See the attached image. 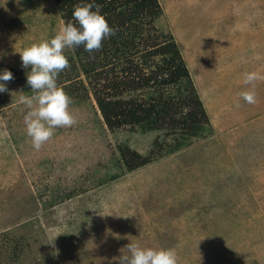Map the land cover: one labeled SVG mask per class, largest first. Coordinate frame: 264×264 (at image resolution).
I'll list each match as a JSON object with an SVG mask.
<instances>
[{
  "label": "rangeland",
  "instance_id": "1",
  "mask_svg": "<svg viewBox=\"0 0 264 264\" xmlns=\"http://www.w3.org/2000/svg\"><path fill=\"white\" fill-rule=\"evenodd\" d=\"M157 3L150 34L170 35L207 117L198 137L170 153L177 136L163 130L108 128L92 92L103 81L70 79V68L57 84L78 122L36 151L19 102L34 95L31 68L18 52L54 37L63 21L52 0H0V73L14 76L0 93V264H117L130 240L173 248L179 264H264V80L256 104L238 95L251 87L245 72L264 76V0ZM150 89L116 98L147 99ZM120 145L151 160L126 171Z\"/></svg>",
  "mask_w": 264,
  "mask_h": 264
},
{
  "label": "trees",
  "instance_id": "2",
  "mask_svg": "<svg viewBox=\"0 0 264 264\" xmlns=\"http://www.w3.org/2000/svg\"><path fill=\"white\" fill-rule=\"evenodd\" d=\"M52 1L63 25L75 23L74 5L94 3L100 5L109 26L118 29L116 35L106 38L102 48L92 54L83 46L65 51L71 65L66 73L70 79L82 73L88 85L103 81L92 92L108 128L128 125L144 132L163 130L165 137L177 136L168 144V153L187 145L204 131L206 114L173 40L170 35L159 40L157 34H150L155 29L153 21L161 12L157 0ZM145 68L150 69L145 72ZM78 82L84 90L82 80ZM166 87L173 90V95L167 93ZM140 88H152L147 99L116 98L122 90ZM117 150L126 171L151 160L150 156L140 155L126 146L120 145Z\"/></svg>",
  "mask_w": 264,
  "mask_h": 264
},
{
  "label": "clouds",
  "instance_id": "3",
  "mask_svg": "<svg viewBox=\"0 0 264 264\" xmlns=\"http://www.w3.org/2000/svg\"><path fill=\"white\" fill-rule=\"evenodd\" d=\"M72 16L75 23L62 25L54 37L32 43L18 52L21 66L25 69L29 66L31 68L26 73V82L34 95H21L19 102L27 108L24 116L26 134L31 138L36 151L54 136L56 129L69 128L78 122L70 111L71 97L57 84L59 74L71 66L65 49L83 46L85 51L92 54L102 48V42L106 38L116 35L118 31L117 28L109 26L98 4H76ZM13 79L10 70L5 69L0 73V81L5 82L0 83V93L8 91L6 82ZM259 80H264V76L258 72L244 73L243 83L251 87L238 95L246 103H257L255 82ZM236 106L239 107V102ZM58 235L52 238L51 244ZM113 235L120 238L118 234ZM120 252L118 257L113 258L117 264H179L177 252L173 248L143 247L130 240Z\"/></svg>",
  "mask_w": 264,
  "mask_h": 264
}]
</instances>
